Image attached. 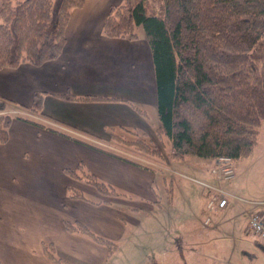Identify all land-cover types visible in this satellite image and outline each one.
Returning <instances> with one entry per match:
<instances>
[{
  "label": "crops",
  "instance_id": "crops-1",
  "mask_svg": "<svg viewBox=\"0 0 264 264\" xmlns=\"http://www.w3.org/2000/svg\"><path fill=\"white\" fill-rule=\"evenodd\" d=\"M121 2L85 0L84 6L71 15L65 45L57 60L40 67L22 64L16 69L0 70V97L29 107L33 95L42 93V111L50 120L42 122L47 127L97 147L27 121H11L7 142L0 144V264H53L44 253L45 243L52 244L60 258L71 262L75 260L73 256L67 254L69 258H65L62 254H81L87 247L93 250L94 244L81 237L84 235L64 231V220L80 221L110 241L122 237L126 225H131V241H153L159 237L163 256L167 252V256H174L178 251H170L168 243L172 238L162 239L169 227L173 230L178 224L186 230V239L194 240L193 251L207 239L204 235L202 240L200 232L205 228L200 184L216 185L210 173L214 160L173 158L170 143L160 158L141 156L132 146L124 145L126 150L112 140V134L124 138L123 133L135 136L139 131L150 136L153 127L148 122L147 109L156 107L151 52L145 38L108 39L101 33L109 8ZM65 94L101 100L71 101L62 98ZM102 143L110 144V148ZM121 150L127 153L120 154ZM79 165L112 186L120 196L105 198L86 184L95 196L93 200H106L108 204L70 198L68 189L76 187L73 182L78 181L64 171L77 170ZM156 169L169 172L176 179L168 182L162 173L158 184ZM234 183L226 191L235 199L229 200L225 209L211 214V225L205 229H218L238 220L248 227L249 217L257 211L264 217V192L244 201L237 197L243 196L244 191ZM160 187L166 192L164 204ZM132 195L137 201L129 198L127 204ZM125 207L132 210V216L124 213ZM137 224L142 226L137 229ZM194 226L195 232L190 230Z\"/></svg>",
  "mask_w": 264,
  "mask_h": 264
},
{
  "label": "trees",
  "instance_id": "trees-1",
  "mask_svg": "<svg viewBox=\"0 0 264 264\" xmlns=\"http://www.w3.org/2000/svg\"><path fill=\"white\" fill-rule=\"evenodd\" d=\"M84 4L85 0H2L0 70L22 64L40 67L57 60L71 15ZM139 28L151 52L159 120L155 132L168 139L171 157L245 160L264 123V0H122L109 8L101 33L108 39L135 41ZM62 98L101 100L69 94ZM42 102V93L33 95L29 107L0 97V144L7 142L9 126L16 118L94 147L47 127L42 121L50 120ZM14 108L20 112L7 113ZM120 137L112 134L114 139ZM125 142L161 157L158 149L142 139ZM64 172L105 198L120 196L112 186L83 171L82 165ZM68 191L73 200L108 204L89 200L75 188ZM62 225L66 233L84 235L105 246L107 256L117 249L115 242L80 221L64 220ZM43 250L53 264H75L60 258L52 244H43ZM146 264L159 263L152 259Z\"/></svg>",
  "mask_w": 264,
  "mask_h": 264
},
{
  "label": "rangeland",
  "instance_id": "rangeland-1",
  "mask_svg": "<svg viewBox=\"0 0 264 264\" xmlns=\"http://www.w3.org/2000/svg\"><path fill=\"white\" fill-rule=\"evenodd\" d=\"M149 8H150V4L149 6H147V12H150ZM139 35L144 37V32L142 28H139ZM14 112L19 113L20 111L14 108V109H9L7 113H10L13 116L15 114ZM147 112H148V122L150 126L153 127L151 135L150 136L144 135V133H141L140 131L135 136H132L131 134L129 135L123 133L125 139L122 136H121L122 138L120 137L121 139L119 140L114 138L112 139L115 141L116 145L118 146L123 145L121 147L126 149V146H130V145L129 144L127 145L125 141L133 142L136 141V139H142L151 148H156L160 152L163 149L168 150L167 147V145L169 144L168 139L165 136L158 135L154 131L156 126H158L159 124L156 107L150 106L147 109ZM25 115H29V114H25ZM31 117L34 119L37 118L36 115H33ZM105 138L109 140L111 139V137H107V136H105ZM163 138H165V140H163ZM122 139L125 140L124 141L125 143L123 142ZM150 139H152L154 143L150 144L151 143ZM102 144L104 147L110 148L109 146L110 144L107 143H102ZM135 151H137L138 155L141 156H144L145 154L139 150H135ZM120 152H121L120 154L127 153L125 150H121ZM187 159H192V158H187ZM213 160H214V164L210 168V171L215 166L216 160L215 159ZM238 161L242 162V165L238 166L237 178L239 180L234 183V181L237 180L236 178L230 183H224L223 186L225 190L229 185L231 186V184L234 183V186L244 191V194H242L243 196H237L238 198H241L242 200L246 201L252 198L260 197L261 196L260 194L264 192V123L259 130L257 142L254 145L250 155L247 158H245V160H238ZM140 162L145 164L142 159L140 160ZM85 170L86 169L83 168V171ZM155 171L157 173L158 184L161 182L163 175L167 178L168 182L170 179H176V177L172 176V174H170L169 172H165L164 170H162L163 175L162 173H160L161 171H159L158 169H156ZM78 173H80V171H78ZM77 181L78 182H73V185L76 186L74 188L78 191H81L82 194L87 199L93 200L95 196L88 190L86 183L81 182L80 180ZM162 185H163V181H162ZM160 196L164 201V202L162 201V203L164 204L166 197V192L164 190V187H160ZM201 197L203 199V211H202L203 217H206L208 214L207 212L205 213L204 210L206 200L203 195L202 187H201ZM129 198H132L131 202L137 201V197L132 195L131 197L127 198V202L125 200L122 202H126L128 204L130 202ZM232 199H235L234 195H232ZM143 203L144 201L142 202V204ZM123 211L127 215L130 216L133 215L132 210H129L127 207H125ZM165 215L168 214L165 213ZM141 226L142 224L140 225L137 224L135 228L138 229ZM133 230L134 229L131 225H126L125 234L122 237H119L117 240L116 239L112 240V242L114 241L116 243L117 249L110 256L107 255L105 256L107 250L105 249L106 248L105 246L94 242L89 237L86 238L87 236L86 237L81 236V237L87 239L89 242L91 241L94 244V249H97L98 252L95 253L94 249L91 250L90 248L87 247L86 250H82L81 254H74L73 252L70 253L65 252L64 254H62V256H64L65 258H69L67 254H70L75 259L73 260L75 264H146L152 259L157 260L159 264H182L183 262L185 264H264V245H262V242L255 234H253L248 230L247 225L242 220H238L237 222H233V223L230 222L227 225L221 226L218 229L211 227L210 229H205V228L201 229L200 232L203 235L202 240L204 239V235L206 236L207 239L206 241H204L205 243L201 244L202 246L197 247L195 251H193V249L195 248V246L193 245L194 240L188 241V239H186L187 236L186 230L184 231L181 230V227H179L178 224L176 225V227H173V230H171V228L169 227L168 233L165 232L164 236H162V239L167 240L172 238L171 239L172 241L169 242L168 244L170 245V251L172 250V248H176L178 250L177 254L173 252L175 253L174 256L171 255L167 256L168 252L167 254H165V256L162 255V251L160 249L159 237H157L153 241L152 239H150V241L145 240L143 242L136 241L135 239L131 241L128 235H130L133 232ZM190 230L195 232L196 227L194 226ZM185 242L187 243L185 244ZM181 246H182L181 251H183V254L180 251ZM102 256L103 259H101Z\"/></svg>",
  "mask_w": 264,
  "mask_h": 264
},
{
  "label": "built area",
  "instance_id": "built-area-1",
  "mask_svg": "<svg viewBox=\"0 0 264 264\" xmlns=\"http://www.w3.org/2000/svg\"><path fill=\"white\" fill-rule=\"evenodd\" d=\"M215 166L211 169L210 173L218 181L216 185L201 183L203 188V195L205 197V213L207 216L203 217L202 224L208 227L211 224V213L224 209L232 195L228 193L223 184L230 183L237 178L238 166L242 165L240 161H234L229 157H220L215 159ZM256 206H262V203H255ZM248 230L255 234L259 239L264 241V217L260 212H254L248 220Z\"/></svg>",
  "mask_w": 264,
  "mask_h": 264
}]
</instances>
